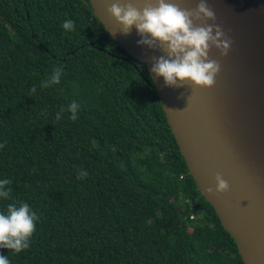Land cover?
Returning a JSON list of instances; mask_svg holds the SVG:
<instances>
[{
    "label": "trees",
    "instance_id": "16d2710c",
    "mask_svg": "<svg viewBox=\"0 0 264 264\" xmlns=\"http://www.w3.org/2000/svg\"><path fill=\"white\" fill-rule=\"evenodd\" d=\"M68 19L74 31L62 28ZM58 65L60 84L40 88ZM73 101L78 119L57 121ZM4 142L0 180L39 217L27 250L0 248L11 264H244L198 191L147 65L88 0H0Z\"/></svg>",
    "mask_w": 264,
    "mask_h": 264
},
{
    "label": "water",
    "instance_id": "95a60500",
    "mask_svg": "<svg viewBox=\"0 0 264 264\" xmlns=\"http://www.w3.org/2000/svg\"><path fill=\"white\" fill-rule=\"evenodd\" d=\"M88 1L106 31L117 32L110 34L112 38L147 65L198 191L235 240L244 264H264V2L207 0L216 12V23L234 43L227 57L214 48L210 52L221 64L215 86L191 91L166 87L162 77H155L152 58L162 53L138 45L141 37L135 26L129 35L119 33L120 26L107 11L117 0ZM131 2L142 7L144 0ZM174 2L191 10L199 0ZM217 174L228 181L230 191L208 196L204 189H215Z\"/></svg>",
    "mask_w": 264,
    "mask_h": 264
},
{
    "label": "clouds",
    "instance_id": "9594fccd",
    "mask_svg": "<svg viewBox=\"0 0 264 264\" xmlns=\"http://www.w3.org/2000/svg\"><path fill=\"white\" fill-rule=\"evenodd\" d=\"M107 11L120 26V34L129 35L135 26L141 37L138 45L162 53L152 58L151 71L156 78L164 79L166 87H187L197 91L210 90L215 86L221 64L210 57V52L214 48L222 57H227L234 41L216 23V12L207 0H199L191 10L181 8L174 0H144L142 7L136 6L131 0L126 3L117 0ZM61 26L66 32L75 30L71 19L62 22ZM116 33L110 34L114 36ZM62 75L63 67L58 65L51 76L41 81L39 87L59 85ZM36 92L37 86L34 85L30 93L34 95ZM66 111L71 113V120L78 119L77 102L73 101L66 108L62 106L56 113V120L62 119ZM5 146L6 142L0 143V149ZM86 176V171L78 169L77 179ZM11 184L12 180L8 178L0 180V199L12 201L5 211H0V248L18 254L30 247L39 217L28 203L12 200ZM215 185V189L207 187L204 192L214 197L230 191V184L220 174L215 176ZM0 264H11V261L0 255Z\"/></svg>",
    "mask_w": 264,
    "mask_h": 264
},
{
    "label": "built area",
    "instance_id": "2783aa9c",
    "mask_svg": "<svg viewBox=\"0 0 264 264\" xmlns=\"http://www.w3.org/2000/svg\"><path fill=\"white\" fill-rule=\"evenodd\" d=\"M192 218H194V217L192 216Z\"/></svg>",
    "mask_w": 264,
    "mask_h": 264
}]
</instances>
